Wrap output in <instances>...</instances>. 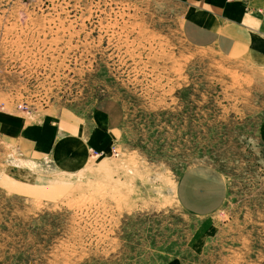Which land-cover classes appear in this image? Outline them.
Returning <instances> with one entry per match:
<instances>
[{
    "label": "rangeland",
    "instance_id": "obj_1",
    "mask_svg": "<svg viewBox=\"0 0 264 264\" xmlns=\"http://www.w3.org/2000/svg\"><path fill=\"white\" fill-rule=\"evenodd\" d=\"M185 7L0 0V113L116 120L68 164L0 132V264H264V68L192 45ZM195 168L226 187L207 214L179 198Z\"/></svg>",
    "mask_w": 264,
    "mask_h": 264
},
{
    "label": "crops",
    "instance_id": "obj_2",
    "mask_svg": "<svg viewBox=\"0 0 264 264\" xmlns=\"http://www.w3.org/2000/svg\"><path fill=\"white\" fill-rule=\"evenodd\" d=\"M182 2L186 4L182 31L192 45L214 47L224 55L245 54L264 68V0ZM19 116L1 112L0 132L26 144L30 153L64 164L82 161L89 150L106 148L107 132L116 121L108 101L97 102L89 118L71 111L36 120ZM258 125L257 138L264 144V118ZM195 169L178 185L179 198L192 213L207 214L223 204L226 187Z\"/></svg>",
    "mask_w": 264,
    "mask_h": 264
}]
</instances>
